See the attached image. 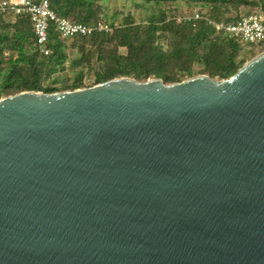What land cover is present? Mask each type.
Listing matches in <instances>:
<instances>
[{
    "label": "water",
    "instance_id": "1",
    "mask_svg": "<svg viewBox=\"0 0 264 264\" xmlns=\"http://www.w3.org/2000/svg\"><path fill=\"white\" fill-rule=\"evenodd\" d=\"M0 264H264V53L0 99Z\"/></svg>",
    "mask_w": 264,
    "mask_h": 264
},
{
    "label": "trees",
    "instance_id": "2",
    "mask_svg": "<svg viewBox=\"0 0 264 264\" xmlns=\"http://www.w3.org/2000/svg\"><path fill=\"white\" fill-rule=\"evenodd\" d=\"M112 1L48 0L49 9L60 18L88 27L100 21L109 26L101 37L74 39L72 48L76 43L78 55L70 61L64 82L56 74L64 70L68 40L60 38L55 25L49 24L48 29L46 47L51 55L44 56L31 25L26 24L27 16L4 15L0 21V99L22 92H71L120 77L141 83L159 79L170 85L191 78L196 65L203 66L200 72L207 77L226 80L245 63L242 53L264 48V43L248 45L241 35L217 29L236 26L254 14L264 18V0H130L137 10L145 5L152 14L147 22L135 23L128 11L120 14L119 26L101 16ZM179 6L194 8L197 18L176 19Z\"/></svg>",
    "mask_w": 264,
    "mask_h": 264
},
{
    "label": "built area",
    "instance_id": "3",
    "mask_svg": "<svg viewBox=\"0 0 264 264\" xmlns=\"http://www.w3.org/2000/svg\"><path fill=\"white\" fill-rule=\"evenodd\" d=\"M0 12L11 13L16 16H27L26 24L32 27V34L39 51L44 56H50L51 51L46 47L48 44L49 24H54L61 39L72 40L74 38H88L92 36H102L106 33L109 26L103 22H97L94 26L88 27L83 24L73 23L72 21L56 16L49 9L48 0H1ZM197 18H187L194 20ZM264 22V18L254 14L243 19L236 26H228L221 32L234 33L241 35L246 42L256 44L264 40V26L256 24V21Z\"/></svg>",
    "mask_w": 264,
    "mask_h": 264
},
{
    "label": "rangeland",
    "instance_id": "4",
    "mask_svg": "<svg viewBox=\"0 0 264 264\" xmlns=\"http://www.w3.org/2000/svg\"><path fill=\"white\" fill-rule=\"evenodd\" d=\"M176 8L177 7H175V9ZM178 8H179V10H178V13L176 16L177 17L176 19H178V20H186L187 18H193L196 15V10L194 8H189L186 6H179ZM172 9H174V7H172ZM128 11L130 12V16L134 17L135 23L147 22L148 17L152 14V12H150L151 10L149 9V7H147L145 5H140V9L137 10L135 7L132 6L130 0H117V1L113 0L112 2L108 3L106 9L104 8V14L101 16L104 19L109 20L110 22L113 21L115 25L119 26V22L122 19L120 14H126ZM152 11L155 12V10H152ZM176 12H177V9H176ZM7 14L8 13L0 12V21H2L4 18L3 16L7 15ZM73 41L74 40L66 41V47L68 48V51L66 52V54H67L68 58H67V61L65 63L64 70L60 71L56 74V76L60 77V80L63 82L65 81V76L67 73L66 70H68L71 67L70 61L74 57H77V55H78V46H76L77 45L76 43H74L73 48H72ZM160 43L163 44L164 41L161 39ZM255 47H261V45H257ZM263 49L264 48H262V49L261 48L249 49L246 53H242V55H244L245 59H246L245 63L249 62L250 60H252L256 56H258V57L261 56L264 53ZM202 69H203V66L202 67H200L199 65L194 66V68L192 70V77L193 76H208L206 73L202 74L200 72V70H202ZM212 79H218V78L215 77ZM65 84H67V83L65 82ZM165 85H166V83H165Z\"/></svg>",
    "mask_w": 264,
    "mask_h": 264
},
{
    "label": "bare ground",
    "instance_id": "5",
    "mask_svg": "<svg viewBox=\"0 0 264 264\" xmlns=\"http://www.w3.org/2000/svg\"><path fill=\"white\" fill-rule=\"evenodd\" d=\"M240 20L242 21V19H240ZM256 24H257V25H260V26H264V22H262V21H260V20H257V21H256ZM84 38H86V37H84ZM74 39H77V38H74ZM74 39H72V40H74ZM63 40H65V39H63ZM260 43H261V44L264 43V40H263L262 42H260ZM247 44H248V45H252L250 42H248ZM261 44H260V45H261Z\"/></svg>",
    "mask_w": 264,
    "mask_h": 264
}]
</instances>
